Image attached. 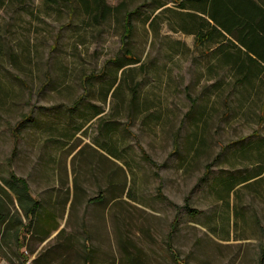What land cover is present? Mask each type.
Returning a JSON list of instances; mask_svg holds the SVG:
<instances>
[{
	"label": "rangeland",
	"instance_id": "374dc122",
	"mask_svg": "<svg viewBox=\"0 0 264 264\" xmlns=\"http://www.w3.org/2000/svg\"><path fill=\"white\" fill-rule=\"evenodd\" d=\"M171 14L135 17L121 68L120 14L0 0V263L257 264L264 70L237 82ZM11 173L41 202L30 223Z\"/></svg>",
	"mask_w": 264,
	"mask_h": 264
},
{
	"label": "trees",
	"instance_id": "16d2710c",
	"mask_svg": "<svg viewBox=\"0 0 264 264\" xmlns=\"http://www.w3.org/2000/svg\"><path fill=\"white\" fill-rule=\"evenodd\" d=\"M10 1L21 4L26 0ZM39 1L44 10L58 5L68 9L72 16L82 11L91 26L109 19L110 16L120 14L121 53L116 57V61L121 68L138 62V58L129 47V40L135 28V17L141 11H147L151 18L153 13L160 9V13H155L150 20L152 29L155 30L159 25L155 24L156 18H160L167 10L172 11L167 19L169 26L180 32L195 35V46H208L209 52L212 51L216 57L215 65L234 73L237 82L247 80L250 75L254 73L257 75L264 70V0H140L132 7H129L132 0L129 3L127 0H122L115 5L108 0ZM113 84L114 82L110 87ZM27 120H30V116L24 119ZM23 124L19 122L16 129ZM4 182L16 196L18 205L28 222L33 221L41 202L31 195L28 183L15 173H11ZM185 206L190 212L192 211L190 206L187 204ZM5 220L6 216L1 215L0 233L1 223ZM23 245V241L19 240L18 248ZM260 247L257 264H264V244ZM21 254L24 261L29 258L28 255L22 252Z\"/></svg>",
	"mask_w": 264,
	"mask_h": 264
},
{
	"label": "built area",
	"instance_id": "2783aa9c",
	"mask_svg": "<svg viewBox=\"0 0 264 264\" xmlns=\"http://www.w3.org/2000/svg\"><path fill=\"white\" fill-rule=\"evenodd\" d=\"M0 264H7V263L2 260ZM21 264H32V259L28 258L26 261L22 262Z\"/></svg>",
	"mask_w": 264,
	"mask_h": 264
},
{
	"label": "crops",
	"instance_id": "0c3cea01",
	"mask_svg": "<svg viewBox=\"0 0 264 264\" xmlns=\"http://www.w3.org/2000/svg\"><path fill=\"white\" fill-rule=\"evenodd\" d=\"M32 258V257H31Z\"/></svg>",
	"mask_w": 264,
	"mask_h": 264
}]
</instances>
